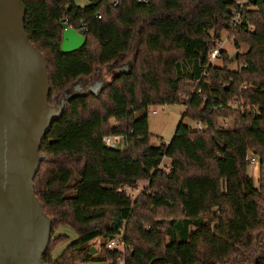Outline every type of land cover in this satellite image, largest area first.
Here are the masks:
<instances>
[{"label": "trees", "instance_id": "16d2710c", "mask_svg": "<svg viewBox=\"0 0 264 264\" xmlns=\"http://www.w3.org/2000/svg\"><path fill=\"white\" fill-rule=\"evenodd\" d=\"M21 2L26 35L47 64L48 103L64 104L41 141L33 180L52 221L43 264H88L96 256L110 264H264V0L250 3L230 31L235 47L247 46L237 55L246 67L235 70L222 49L220 65L209 54L231 28L236 0ZM65 18L86 28L83 45L67 53L60 50ZM131 53L129 69L119 72L117 62ZM102 67L111 77L97 95L75 91ZM172 104L206 128L180 122L168 143L153 146L148 108ZM106 134H127V148L106 147ZM246 157L258 163L256 185ZM141 180L148 185L132 199L126 189ZM61 226L76 239L55 256L68 241ZM118 234L124 251L103 243L91 252L93 239ZM255 247L262 255L254 259Z\"/></svg>", "mask_w": 264, "mask_h": 264}, {"label": "water", "instance_id": "95a60500", "mask_svg": "<svg viewBox=\"0 0 264 264\" xmlns=\"http://www.w3.org/2000/svg\"><path fill=\"white\" fill-rule=\"evenodd\" d=\"M24 20L21 0H0V264H43L51 239L52 221L34 193L33 180L44 159L41 141L64 104L48 103L47 64L29 41ZM84 41L75 28L66 27L60 50L72 52ZM101 84L89 92L97 95ZM215 141L225 149L220 139Z\"/></svg>", "mask_w": 264, "mask_h": 264}, {"label": "rangeland", "instance_id": "374dc122", "mask_svg": "<svg viewBox=\"0 0 264 264\" xmlns=\"http://www.w3.org/2000/svg\"><path fill=\"white\" fill-rule=\"evenodd\" d=\"M75 3L77 5L83 6L87 4L86 0H75ZM229 33L224 30L220 33V40L217 44V47H221L223 51H225L226 55L233 56L234 54L238 55V53H244L247 49V46L244 44H241L239 47H235L233 43V39L228 35ZM228 37V38H227ZM133 53L129 54L126 58H123L122 60L117 62V68L126 66V69H129V65L132 62ZM214 65H220L221 64V58L218 60L213 61ZM239 66V61L237 60V57L235 60L231 61V63L228 65V68L231 70L237 69ZM116 70V69H114ZM98 74H95L91 76L89 79H86L85 81H89V83H92L94 81H99L101 83L107 82L111 77V70H107L104 67H102ZM97 81V82H98ZM98 82V83H99ZM94 87V85H93ZM155 108L159 110L160 105H154ZM184 111V106L181 104H172V105H165V109L163 111H160L156 114H152L151 112H148V131L151 135L150 144L153 146H158L161 143H168L177 127V125L182 122L184 125L189 126L190 128L194 127V123L186 118L182 117V113ZM112 123H114V120H110ZM220 125H223L224 127H231L232 121L229 119H221ZM170 165L169 159H163L161 167L168 170ZM248 174L252 177L255 185L257 184L258 179V163L255 160V162L251 163V165L248 166L247 169ZM148 185V182L146 180H141L137 182L136 188L131 189L128 188L126 191L129 193L132 199H134L137 194L142 191L146 186ZM58 233L64 234L68 236V241L66 243L61 244L57 248L53 250V254L56 256L58 255L61 250L71 241L76 239V234L74 230L70 226H61L59 227ZM105 243V240L103 241L101 238L98 237L93 239L91 242V247L96 251L94 254L98 253L99 247ZM255 255L253 258L260 257L262 255V250L259 247H255ZM94 261L88 264H110L108 262L100 261V257L96 256L93 258ZM118 264H123V261H120Z\"/></svg>", "mask_w": 264, "mask_h": 264}, {"label": "built area", "instance_id": "2783aa9c", "mask_svg": "<svg viewBox=\"0 0 264 264\" xmlns=\"http://www.w3.org/2000/svg\"><path fill=\"white\" fill-rule=\"evenodd\" d=\"M87 3H91L94 2L96 0H86ZM138 3H147L151 0H135ZM251 2L249 0H236V6L230 10L229 15L231 18V24H230V30H227V32L229 33L228 35L233 38V36L230 35V31H232L233 29H235L236 27H238L243 19V13L245 12V10L247 9V6L250 4ZM113 5L117 4V1H114L112 3ZM100 18V16H98ZM63 24L66 27H71L68 25V21L67 19H63ZM86 28L85 27H81L80 30H77L80 34L83 35L82 31H84ZM251 29L253 30V27H251ZM228 38V37H227ZM220 52H221V47H216L214 48L210 54H209V60L211 63H213L214 60H218L220 58ZM246 67V64H240L239 68H243ZM228 106L231 107H237V104L235 102H229L227 104ZM161 108H159V110L157 108L154 107V105L149 106L148 108V112H151L152 114H156L160 111H163L165 109V105H160ZM222 108V107H221ZM206 128L205 125H202L199 122H195L194 123V127L193 129L197 130V131H203ZM102 142L103 144L110 148V149H119V150H124L127 148L128 146V135L127 134H106L102 137ZM249 157H246V159H248ZM251 163L255 162L254 158H249ZM105 246L107 249L109 250H120V251H124L125 249V243L122 239V234H118L116 236H114L113 238L107 240L105 242Z\"/></svg>", "mask_w": 264, "mask_h": 264}, {"label": "flooded vegetation", "instance_id": "af4514ba", "mask_svg": "<svg viewBox=\"0 0 264 264\" xmlns=\"http://www.w3.org/2000/svg\"><path fill=\"white\" fill-rule=\"evenodd\" d=\"M97 81L89 83V81L82 80L79 83H77L75 89H77V91H79V92H86V91L89 92V87H91V90H93V85L96 86V84L99 82V81L98 82Z\"/></svg>", "mask_w": 264, "mask_h": 264}, {"label": "crops", "instance_id": "0c3cea01", "mask_svg": "<svg viewBox=\"0 0 264 264\" xmlns=\"http://www.w3.org/2000/svg\"><path fill=\"white\" fill-rule=\"evenodd\" d=\"M100 239V238H99Z\"/></svg>", "mask_w": 264, "mask_h": 264}]
</instances>
